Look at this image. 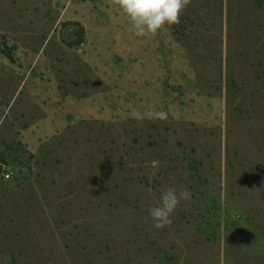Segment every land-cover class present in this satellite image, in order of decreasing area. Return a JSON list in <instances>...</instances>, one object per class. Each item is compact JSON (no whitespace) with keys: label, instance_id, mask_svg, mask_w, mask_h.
<instances>
[{"label":"rangeland","instance_id":"1","mask_svg":"<svg viewBox=\"0 0 264 264\" xmlns=\"http://www.w3.org/2000/svg\"><path fill=\"white\" fill-rule=\"evenodd\" d=\"M129 28L111 0H0V264H264V0ZM167 187L191 198L156 229Z\"/></svg>","mask_w":264,"mask_h":264},{"label":"clouds","instance_id":"2","mask_svg":"<svg viewBox=\"0 0 264 264\" xmlns=\"http://www.w3.org/2000/svg\"><path fill=\"white\" fill-rule=\"evenodd\" d=\"M127 17L130 28L136 37L156 36L160 31L170 29L180 23V18L191 0H111ZM138 121H167L168 113L164 110L133 112ZM191 193L187 189L177 191L174 187L165 188L157 206L149 209L152 226L162 229L172 222V214L182 200H189Z\"/></svg>","mask_w":264,"mask_h":264}]
</instances>
